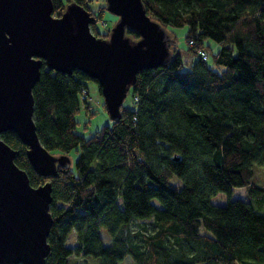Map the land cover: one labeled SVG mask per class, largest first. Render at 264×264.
Returning a JSON list of instances; mask_svg holds the SVG:
<instances>
[{
  "label": "trees",
  "instance_id": "obj_1",
  "mask_svg": "<svg viewBox=\"0 0 264 264\" xmlns=\"http://www.w3.org/2000/svg\"><path fill=\"white\" fill-rule=\"evenodd\" d=\"M74 1L94 17L92 33L108 39L110 29L100 25L105 0H52L53 14L60 17ZM143 3L166 31L189 27L186 41L196 56L189 69L168 31L169 64L139 73L130 90L134 107L123 104L118 120L85 138L76 115L82 89L97 81L43 65L33 89L40 143L53 155L81 148L76 169L59 166L56 177L35 171L17 134H1L30 184L52 186L46 264L80 256L99 264L129 256L133 264H264V184L255 177L256 166L264 168V0ZM236 188H245L247 200L231 199ZM222 193L228 202L214 204Z\"/></svg>",
  "mask_w": 264,
  "mask_h": 264
},
{
  "label": "water",
  "instance_id": "obj_2",
  "mask_svg": "<svg viewBox=\"0 0 264 264\" xmlns=\"http://www.w3.org/2000/svg\"><path fill=\"white\" fill-rule=\"evenodd\" d=\"M105 2L118 18L108 39L92 33L94 17L75 1L58 17L52 0H0V264H46L53 223L52 186L30 184L1 134L19 136L40 175L56 177L59 166H70L69 156L48 152L36 132L33 89L41 67L66 75L79 70L97 81L116 121L138 74L172 59L168 31L148 16L143 0Z\"/></svg>",
  "mask_w": 264,
  "mask_h": 264
},
{
  "label": "rangeland",
  "instance_id": "obj_3",
  "mask_svg": "<svg viewBox=\"0 0 264 264\" xmlns=\"http://www.w3.org/2000/svg\"><path fill=\"white\" fill-rule=\"evenodd\" d=\"M103 18L105 22H101V27H105L104 30L112 29V27L116 24L117 17L111 14L110 12L104 11ZM167 31H169L171 34L174 35L175 41H176V49L182 53L183 61L185 62L184 69H189L191 64L193 63L194 58L196 57L195 54L191 51H189V44L186 41V35L189 32L188 26H182V27H173L169 26L167 27ZM207 44L212 48V50L216 49L217 43L213 42L212 40H208ZM209 63H212L211 57L207 60ZM88 88H90V94L88 98V102L91 103V109L96 111L95 114H91L85 109L84 104L81 99V107L80 112L76 115V121H78V125L76 128V131L78 134H81L85 138H90L92 135H94L96 132L100 131L101 128L105 125L111 124V119L109 118V115L107 113V110L103 106L105 99L103 98L101 92L99 91L98 85L92 81L89 80L87 82ZM125 107H134L132 104V97L131 93L129 92L127 95V98L124 101ZM81 148H78L77 150H73L68 155L70 158V167H72L73 170L76 169V160L79 158V155L81 154ZM60 154H56V156H59ZM256 180L259 184H264V168H261L259 166H256ZM174 183L179 186L181 184L180 180H176L173 178ZM246 197L245 188H236L234 190L232 200L237 198H243ZM213 203L217 205L226 204L228 202V197L225 194H219L212 198ZM262 213L264 214V209L262 210ZM101 237H103L104 245H107L111 242V237L109 236L107 230H101ZM75 233H73L70 236V239L68 241V246L74 247L75 245ZM100 259H92V258H83V257H75L73 258V264H99ZM122 264H133L132 257H127L126 260Z\"/></svg>",
  "mask_w": 264,
  "mask_h": 264
},
{
  "label": "built area",
  "instance_id": "obj_4",
  "mask_svg": "<svg viewBox=\"0 0 264 264\" xmlns=\"http://www.w3.org/2000/svg\"><path fill=\"white\" fill-rule=\"evenodd\" d=\"M200 56L205 61L208 57V53L206 51H201ZM89 94H90V88H88V86H87V88H83L82 92H81V99L88 101Z\"/></svg>",
  "mask_w": 264,
  "mask_h": 264
},
{
  "label": "crops",
  "instance_id": "obj_5",
  "mask_svg": "<svg viewBox=\"0 0 264 264\" xmlns=\"http://www.w3.org/2000/svg\"><path fill=\"white\" fill-rule=\"evenodd\" d=\"M216 48H217V46H216ZM246 193V192H245ZM240 199V198H239ZM242 200H247V198L246 197H243V198H241Z\"/></svg>",
  "mask_w": 264,
  "mask_h": 264
}]
</instances>
